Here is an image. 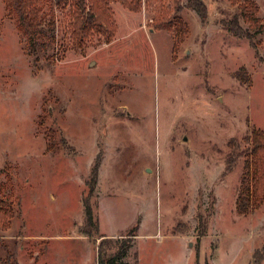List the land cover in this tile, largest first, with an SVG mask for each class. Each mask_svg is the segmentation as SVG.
<instances>
[{"label":"rangeland","instance_id":"1","mask_svg":"<svg viewBox=\"0 0 264 264\" xmlns=\"http://www.w3.org/2000/svg\"><path fill=\"white\" fill-rule=\"evenodd\" d=\"M204 1L205 20L187 0H112L111 35L79 46L69 7L49 8L36 56L0 0V255L97 264L100 234L140 221L127 264H264V201L239 214L246 155L229 167L264 129V33L228 29L246 0ZM176 16L183 32L159 24Z\"/></svg>","mask_w":264,"mask_h":264},{"label":"trees","instance_id":"2","mask_svg":"<svg viewBox=\"0 0 264 264\" xmlns=\"http://www.w3.org/2000/svg\"><path fill=\"white\" fill-rule=\"evenodd\" d=\"M112 0H4L7 11L14 17L18 31L21 36L26 39L27 49L30 53L39 56V51L47 47L55 40L54 21L46 20V11L50 8H68L70 17V30L75 45L79 46L92 38L95 33L111 35L109 27L106 23L111 20V10L109 2ZM124 2H126L124 0ZM189 7L194 9L202 20L208 17V8L204 0H187ZM141 0H130L126 2V6L134 11H138ZM239 12L235 13V17L229 22L228 29L234 34L245 37L253 44V39L257 34L264 33V20L257 13L259 5L254 0H246L238 4ZM248 24V28H244L240 23V18ZM182 18L176 16L174 21L166 20L159 24L167 29L174 26L184 31V26L179 21ZM109 38V37H108ZM110 42V40L108 41ZM248 146L237 153L230 159L229 167H231L239 156L246 155L243 176L240 183V192L237 197V210L239 214H248L256 209L264 201V129L254 128L250 136L247 137ZM235 144V143H234ZM97 165L92 170L93 190L97 184ZM86 226L96 227L98 232V220H94L93 208L89 203L85 204ZM4 220V219H3ZM0 220V221H3ZM5 221L3 226L6 227ZM140 221L131 226L126 233L119 237H111L106 234H100L102 238L97 246V264H127L126 257L129 250L134 246ZM86 231L90 232L86 228ZM88 233V234H90ZM99 237V238H100ZM114 249L112 253H108V249ZM0 264H19V260L14 253L8 248H4V255H0ZM135 264H138V260Z\"/></svg>","mask_w":264,"mask_h":264},{"label":"crops","instance_id":"3","mask_svg":"<svg viewBox=\"0 0 264 264\" xmlns=\"http://www.w3.org/2000/svg\"><path fill=\"white\" fill-rule=\"evenodd\" d=\"M137 237V236H136Z\"/></svg>","mask_w":264,"mask_h":264}]
</instances>
